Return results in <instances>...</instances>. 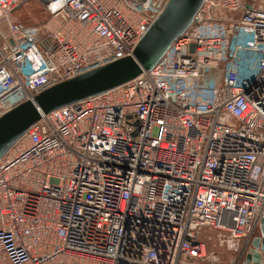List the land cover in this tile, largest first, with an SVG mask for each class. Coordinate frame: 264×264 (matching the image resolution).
<instances>
[{"label":"built area","instance_id":"1","mask_svg":"<svg viewBox=\"0 0 264 264\" xmlns=\"http://www.w3.org/2000/svg\"><path fill=\"white\" fill-rule=\"evenodd\" d=\"M0 0V118L133 55L169 0ZM5 24L6 34L1 25ZM264 220V0H203L159 62L42 114L0 159V264H219Z\"/></svg>","mask_w":264,"mask_h":264},{"label":"water","instance_id":"2","mask_svg":"<svg viewBox=\"0 0 264 264\" xmlns=\"http://www.w3.org/2000/svg\"><path fill=\"white\" fill-rule=\"evenodd\" d=\"M203 0H169L165 10L135 48L133 55L55 85L0 118V159L42 114L106 93L151 70L191 24ZM238 264H264V220Z\"/></svg>","mask_w":264,"mask_h":264},{"label":"rangeland","instance_id":"3","mask_svg":"<svg viewBox=\"0 0 264 264\" xmlns=\"http://www.w3.org/2000/svg\"><path fill=\"white\" fill-rule=\"evenodd\" d=\"M48 13L45 5L40 0H30L24 5L14 10L10 19L17 24L22 25H35L43 27L48 20ZM207 249L209 252L216 254L219 258V264H228L231 259H237L241 255V250L230 251L225 244L220 242L217 233L207 234ZM246 239L242 241L244 247ZM242 247V248H243Z\"/></svg>","mask_w":264,"mask_h":264},{"label":"crops","instance_id":"4","mask_svg":"<svg viewBox=\"0 0 264 264\" xmlns=\"http://www.w3.org/2000/svg\"><path fill=\"white\" fill-rule=\"evenodd\" d=\"M256 237H261V232H260V224L257 226V228L255 229V232L253 234V236L248 240L245 241V243L243 244L244 247L242 246L241 244V254H244V252H247V251H244L246 249V247L253 241L254 238ZM243 247V248H242ZM239 250V251H240ZM238 260L237 259H231L230 262L228 264H238L237 262Z\"/></svg>","mask_w":264,"mask_h":264},{"label":"trees","instance_id":"5","mask_svg":"<svg viewBox=\"0 0 264 264\" xmlns=\"http://www.w3.org/2000/svg\"><path fill=\"white\" fill-rule=\"evenodd\" d=\"M1 27H2V31L6 34L7 32L5 30V24L2 23Z\"/></svg>","mask_w":264,"mask_h":264}]
</instances>
